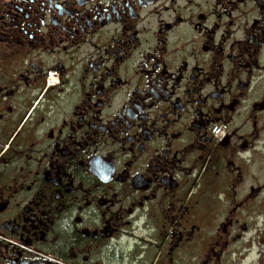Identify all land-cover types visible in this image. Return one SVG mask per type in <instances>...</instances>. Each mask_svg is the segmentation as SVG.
Returning <instances> with one entry per match:
<instances>
[{
    "label": "flooded vegetation",
    "instance_id": "1",
    "mask_svg": "<svg viewBox=\"0 0 264 264\" xmlns=\"http://www.w3.org/2000/svg\"><path fill=\"white\" fill-rule=\"evenodd\" d=\"M262 235L264 0H0V264H255Z\"/></svg>",
    "mask_w": 264,
    "mask_h": 264
},
{
    "label": "rangeland",
    "instance_id": "2",
    "mask_svg": "<svg viewBox=\"0 0 264 264\" xmlns=\"http://www.w3.org/2000/svg\"><path fill=\"white\" fill-rule=\"evenodd\" d=\"M261 238H264V235L261 236ZM264 249V244L261 242H258L252 247L251 253L249 255V261L253 263H257L258 259H260V252Z\"/></svg>",
    "mask_w": 264,
    "mask_h": 264
}]
</instances>
